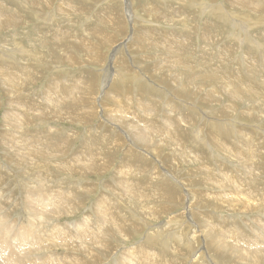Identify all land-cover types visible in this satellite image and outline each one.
<instances>
[{"label":"rangeland","instance_id":"374dc122","mask_svg":"<svg viewBox=\"0 0 264 264\" xmlns=\"http://www.w3.org/2000/svg\"><path fill=\"white\" fill-rule=\"evenodd\" d=\"M0 25L3 222L49 189L76 208L39 229H114L32 264H264V0H0Z\"/></svg>","mask_w":264,"mask_h":264},{"label":"bare ground","instance_id":"6f19581e","mask_svg":"<svg viewBox=\"0 0 264 264\" xmlns=\"http://www.w3.org/2000/svg\"><path fill=\"white\" fill-rule=\"evenodd\" d=\"M0 27H2V26L0 25ZM7 79H10V78H7ZM9 82H11L12 85L17 86V79L16 78H11ZM16 122L17 123L19 122L20 124L23 125L26 121L25 120L19 121V119H18ZM119 123L120 122H118V124ZM138 136L140 139V135H137L136 137H138ZM0 194H1V192H0ZM70 194H72V193H70ZM39 197L41 199H47V200H43L42 202H37L36 204L35 203L34 204L40 205L43 202H47L48 203L47 207L51 210V214L49 216H47L46 221L43 222L39 218V212L37 210H35L34 208L30 209V211L33 214L29 213V216H28L29 220L26 222L25 225H23L20 228L21 232H19V233L17 232L16 236L14 235V233H15L14 231L16 228L13 225L12 226L8 225L9 223L7 224V222L4 223L3 217L0 216V232H1L0 233V264H18V263H16V261H17L16 255L17 254L14 255L16 250H18V251L20 250L19 251L20 256L21 257L23 256V259H21L19 261L20 264H29V263L32 264L36 261L35 260L33 262V260H32L34 257V254H32V253H35L36 248L38 250H43V249L44 250H53L51 248H55L54 251L57 252L58 248H60V247L56 248L57 244H60L62 246L65 245L63 247L66 250H71L72 252H74L72 249L76 248V244H77V247L79 246V249H77L75 251L76 252L75 255H77L78 252L80 251V247L87 249L89 252H91V251L94 252V250H96V248L93 245L97 244L98 246H100L101 243H103V241H104L103 240L104 234H107V235H105V241H106L114 233L113 232L114 229H112V225H110V227L108 229V230H110V232H108V233H107L108 230L106 231L105 226L102 224H99L97 226V229L93 230L92 227L88 224V222L90 221V220H88V218H85L86 220H88V222L85 221V224L77 225V227L75 229H73V232H75V235H73V234L71 235L68 232L69 229L67 227L66 228L68 230L65 231V228L63 229L62 227H59V226H56V230L49 232L46 228H47V224L50 223L51 219L53 220L56 217H60L61 215L65 214V212L72 213V212H74V209L76 207H75V205H73V202L70 201L72 198L71 195H68V194L64 195L62 192H59L58 190L57 191H55V190L49 191V189H48V191L43 192L42 194H39ZM29 202H30V200H29ZM55 204H58V205H55ZM97 207L102 208L99 206H97ZM33 218L35 219V222L33 221ZM101 220H103V221L108 220L107 217L103 216V209H99L98 213H96L95 224ZM108 221H107V223H109ZM176 223H177V225H180V224H178V222H175V224ZM41 224H43L46 228L39 229V228H41ZM169 225H171V224L170 223L167 224V226H169ZM13 227H14V229H13ZM68 233L70 234V237H69V239H66L65 235H67ZM7 235H8V237H7ZM77 241H78V243H77ZM47 243H50L51 245L48 246V245H46ZM86 244H88L89 246H86ZM33 247H36V248L34 249ZM224 249H222V250H224ZM19 253H18V256H19ZM135 253H137V252H135ZM48 254L46 256H43L44 257L43 259H40L41 260L40 264H53V263H55V261H57V263H59V264H64V263L65 264H71V262L66 261L68 259L67 257L64 259H59L56 257H52L53 255L52 256L49 255V257L47 258ZM134 256L135 255H133V257ZM150 256L151 255H149V257ZM37 258H39V257H37ZM77 258H78V256H76V259ZM150 258H148V259H150ZM200 258H201V256H200ZM144 259H145V256H144ZM153 259H155V257ZM145 260H147V259H145ZM156 260H158V259H156ZM61 261H66V262L63 263ZM146 262H148V264H157V261H155V260L151 261V263L148 260ZM124 263L127 264L128 263L127 260ZM129 264H133V263L130 262Z\"/></svg>","mask_w":264,"mask_h":264}]
</instances>
